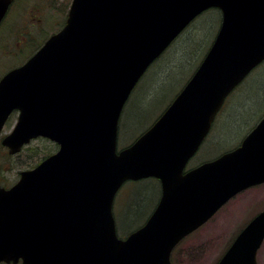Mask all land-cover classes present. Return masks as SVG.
Returning <instances> with one entry per match:
<instances>
[{
  "label": "water",
  "instance_id": "1",
  "mask_svg": "<svg viewBox=\"0 0 264 264\" xmlns=\"http://www.w3.org/2000/svg\"><path fill=\"white\" fill-rule=\"evenodd\" d=\"M11 0H0V20ZM221 20L203 59L159 117L117 148L131 90L201 12ZM264 60V0H72L64 26L0 78L1 143L43 136L58 149L0 186V262L171 264L174 246L230 197L264 181V114L238 146L184 170L225 97ZM155 177L160 197L124 238L112 212L127 180ZM264 209L216 264H257Z\"/></svg>",
  "mask_w": 264,
  "mask_h": 264
},
{
  "label": "rangeland",
  "instance_id": "2",
  "mask_svg": "<svg viewBox=\"0 0 264 264\" xmlns=\"http://www.w3.org/2000/svg\"><path fill=\"white\" fill-rule=\"evenodd\" d=\"M70 2L15 0L0 27V76L22 63L43 39L60 28ZM220 20L221 14L216 8L199 14L140 77L119 119L118 149L130 144L148 128L183 87L208 50ZM232 91L209 134L189 159L187 168L236 147L262 117L264 60ZM249 101L252 105L248 110ZM16 118L17 112H13L3 127V134L12 129ZM54 150L51 141L40 137L13 154L0 145V185L10 186L21 170L33 167ZM159 196L160 185L154 178L125 181L113 205L117 234L124 238L142 225ZM263 209L264 182L239 191L175 245L170 255L171 264H215L242 227ZM256 261L264 264V239L257 250Z\"/></svg>",
  "mask_w": 264,
  "mask_h": 264
},
{
  "label": "flooded vegetation",
  "instance_id": "3",
  "mask_svg": "<svg viewBox=\"0 0 264 264\" xmlns=\"http://www.w3.org/2000/svg\"><path fill=\"white\" fill-rule=\"evenodd\" d=\"M14 2H15V0H12V1H11L10 6H9V9H11V8L13 7ZM62 24H63V22L60 24V27L62 26ZM0 27H1V23H0ZM49 35H51V34H49ZM49 35H48V36H49ZM48 36H47V37H48ZM47 37H46V38H47ZM46 38L42 40V43L46 40ZM42 43H41V44H42ZM41 44H40V45H41ZM13 112H16V111H13ZM13 112H12V113H13ZM6 134H7V133H6ZM6 134H3V132H1V134H0V145H1V147H4V148H5V151H7L8 153H10L9 150H8V148H7L5 145H3V144L1 143L3 137H4ZM39 137H40V138H44V137H42V136H37V137L31 138V139L29 140V142H30L31 140H33V139H37V138H39ZM45 139H47V138H45ZM47 140H48V141H51V140H49V139H47ZM29 142H28V143H29ZM51 142L53 143L54 148H55V150H54L53 152H55V151L58 149V145H57L55 142H53V141H51ZM28 143H27V144H28ZM27 144H25V145H27ZM23 146H24V145H23ZM20 149H21V148H20ZM53 152H50V153H48L47 155H49V154H51V153H53ZM15 153H17V152H15ZM10 154H13V153H10ZM47 155H46V156H47ZM43 158H44V157H43ZM20 172H21V171H20ZM20 172H19L18 175H17L18 178H19V176H20ZM18 178H17V180H18ZM17 180H16V181H17ZM16 181H15V182H16ZM15 182H14V183H15ZM14 183H13V184H14ZM11 185H12V184H11ZM11 185H10V186H11ZM0 186H3V185H0ZM10 186H8V187H10ZM3 187H6V186H3ZM8 187H6V188H8Z\"/></svg>",
  "mask_w": 264,
  "mask_h": 264
},
{
  "label": "trees",
  "instance_id": "4",
  "mask_svg": "<svg viewBox=\"0 0 264 264\" xmlns=\"http://www.w3.org/2000/svg\"><path fill=\"white\" fill-rule=\"evenodd\" d=\"M163 53H164V52H163ZM163 53H162V54H163ZM162 54H161V55H162ZM161 55H160V56H161ZM160 56H159V57H160ZM249 102H250V101H249ZM251 105H252L251 102H250L249 104H247V108H248V110L250 109V106H251ZM241 115H242V114H241ZM238 116H239V115H238ZM239 117H241V116H239ZM239 117H238V118H239ZM238 118L236 119V121H238ZM237 123H238V122H237ZM146 179H147V178H146ZM140 180H143V179H140ZM137 181H139V180H137Z\"/></svg>",
  "mask_w": 264,
  "mask_h": 264
}]
</instances>
